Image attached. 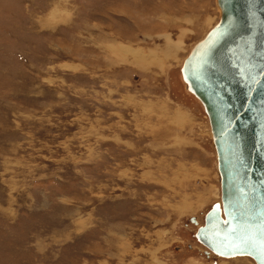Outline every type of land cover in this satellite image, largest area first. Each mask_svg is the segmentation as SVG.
<instances>
[{
	"label": "rangeland",
	"instance_id": "1",
	"mask_svg": "<svg viewBox=\"0 0 264 264\" xmlns=\"http://www.w3.org/2000/svg\"><path fill=\"white\" fill-rule=\"evenodd\" d=\"M219 16L216 0H0V264H255L193 235L220 183L180 67Z\"/></svg>",
	"mask_w": 264,
	"mask_h": 264
},
{
	"label": "water",
	"instance_id": "2",
	"mask_svg": "<svg viewBox=\"0 0 264 264\" xmlns=\"http://www.w3.org/2000/svg\"><path fill=\"white\" fill-rule=\"evenodd\" d=\"M216 4L219 20L180 67L209 120L220 183L193 235L216 256L264 264V0Z\"/></svg>",
	"mask_w": 264,
	"mask_h": 264
},
{
	"label": "bare ground",
	"instance_id": "3",
	"mask_svg": "<svg viewBox=\"0 0 264 264\" xmlns=\"http://www.w3.org/2000/svg\"><path fill=\"white\" fill-rule=\"evenodd\" d=\"M195 224V223H194ZM197 224H198V221H197ZM236 257H238V256H236ZM232 258H234V257H232ZM228 259V258H227Z\"/></svg>",
	"mask_w": 264,
	"mask_h": 264
}]
</instances>
